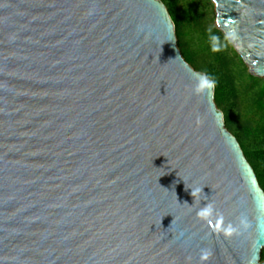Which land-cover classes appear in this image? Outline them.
Listing matches in <instances>:
<instances>
[{"label":"water","instance_id":"obj_1","mask_svg":"<svg viewBox=\"0 0 264 264\" xmlns=\"http://www.w3.org/2000/svg\"><path fill=\"white\" fill-rule=\"evenodd\" d=\"M264 78V0H212ZM162 0H0V264H264V190Z\"/></svg>","mask_w":264,"mask_h":264},{"label":"rangeland","instance_id":"obj_2","mask_svg":"<svg viewBox=\"0 0 264 264\" xmlns=\"http://www.w3.org/2000/svg\"><path fill=\"white\" fill-rule=\"evenodd\" d=\"M162 1L168 10L173 8L179 13L182 10L188 12V17L180 22L179 27L175 28V33L182 55L187 50L193 53V61L188 63L194 69L202 71L208 76V69H220L222 61H224L225 67H222V70L232 79L235 93L229 102L219 107L223 115L229 113L231 116L230 127L226 121L225 126L238 141L240 138L242 139L244 131L246 134H250L249 138L253 137L252 131L259 118L256 99L264 85V78L252 76L249 73L231 41L217 28L216 12L212 0ZM208 78L213 81V78ZM263 252L264 249L261 255Z\"/></svg>","mask_w":264,"mask_h":264},{"label":"trees","instance_id":"obj_3","mask_svg":"<svg viewBox=\"0 0 264 264\" xmlns=\"http://www.w3.org/2000/svg\"><path fill=\"white\" fill-rule=\"evenodd\" d=\"M168 11L174 22L175 28L177 26L179 27L180 22L188 17V12L186 10H182L179 13L173 8H170ZM192 54L193 53L188 50L186 53L183 52V56L187 62L193 61ZM223 62L224 61H222L221 65L225 67V63ZM222 67L217 70L208 69L207 71V77L213 78L214 100L218 107L224 106L235 96L233 81L226 72H223L224 70H222ZM256 107L259 111V118L256 121V127L252 131L253 137L249 138L250 134H246L244 131L242 139H239V143L244 155L255 170L260 186L264 190V85L261 87L256 99ZM224 121H226L230 127L231 116L229 113L224 114ZM261 256L264 257V252Z\"/></svg>","mask_w":264,"mask_h":264},{"label":"clouds","instance_id":"obj_4","mask_svg":"<svg viewBox=\"0 0 264 264\" xmlns=\"http://www.w3.org/2000/svg\"><path fill=\"white\" fill-rule=\"evenodd\" d=\"M206 81H207V77H204V76L200 77V78L198 79V83H197V86H196V88L194 89V91H195L196 93H199V92H201L202 90H204V88H205L206 86H209L208 84H206Z\"/></svg>","mask_w":264,"mask_h":264}]
</instances>
